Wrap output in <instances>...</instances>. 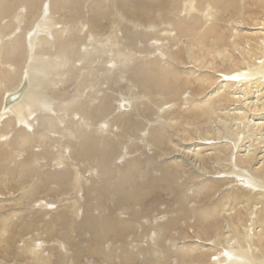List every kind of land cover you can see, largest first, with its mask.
Returning a JSON list of instances; mask_svg holds the SVG:
<instances>
[{
	"label": "bare ground",
	"instance_id": "obj_1",
	"mask_svg": "<svg viewBox=\"0 0 264 264\" xmlns=\"http://www.w3.org/2000/svg\"><path fill=\"white\" fill-rule=\"evenodd\" d=\"M0 264H264V0H0Z\"/></svg>",
	"mask_w": 264,
	"mask_h": 264
},
{
	"label": "rangeland",
	"instance_id": "obj_2",
	"mask_svg": "<svg viewBox=\"0 0 264 264\" xmlns=\"http://www.w3.org/2000/svg\"><path fill=\"white\" fill-rule=\"evenodd\" d=\"M226 1L227 0H225V2ZM203 8L205 10L206 9L208 10V12H209L208 14L210 16H215V12L210 7L207 8L206 6H204ZM203 8H202V10H203ZM203 13H205V12H203ZM224 26L226 27V24H224V25L222 24L219 28L222 30L221 27H224ZM226 33H227V30H226ZM217 45L221 46V45H223V43H220ZM182 46H183V44H182ZM185 57H187V56H185ZM185 57L183 58L184 62H186ZM191 70L192 69L189 68L186 71L187 74L189 72L191 73V74L189 73L190 76L194 75V73L192 74V71H194V70H192V71ZM182 71L183 70H180L181 73H182ZM196 72L198 73V71H196ZM181 99H182L181 109L184 112L185 110L188 109V106H186V100H184V97H182ZM179 105H180V103H179ZM153 110H154V108H153ZM125 136H126V134H125ZM100 141L102 144L100 150H102L104 147H108V146L117 144L114 140L113 135H110L109 137L101 138ZM140 147L141 146H139V148L133 152V160L134 161H136L142 155V150L140 149ZM112 157H113V161H110L109 160L110 156L108 155V163L104 167H100L99 172H101L102 170H109L110 168H114V171L116 172L115 180H117L119 178V175L126 169L125 166L128 164V162L130 160L121 161L119 164L116 163L113 167V165H111V163L116 162L115 160H117V158H118L117 152H113ZM139 160H141V159H139ZM211 163H212V161H209V164H211ZM214 165H216V164H214ZM211 166H213V165H211ZM85 170L88 171L87 169H85ZM211 171H212V169H211ZM138 179H136V182H138ZM151 180H152L151 176L144 175L142 182H143V187H144L145 191L151 190V186H150ZM160 184L163 185L162 183H160ZM186 184H187V182H186ZM188 185H189V187L184 188V190H186V192H187V190H189V188L192 187V185L190 183ZM160 187H162V186H160ZM170 187H171L170 190L173 192V194H168L167 191H162L159 189L155 190L154 192L151 193L150 197L148 198V201L145 204H143L142 206H138V208H137L138 216H136L133 219H131L130 216L128 217L127 221H132L137 225L138 228H140V227L143 228L142 234H141L143 237V240H142V242H139V241L137 242L139 244L138 249L145 248L146 246L149 245V242H150L148 239L149 236L156 234L158 239H164L166 241L170 235V231L171 230L175 231L178 227L181 226L180 224H176L177 227L172 229L171 227H168L164 223H159L157 225L151 223L153 221V217H155L157 214L158 215L162 214L165 216L167 215L166 219H168V218H170V213H172L173 210L175 211L173 206L177 205L176 198L179 195V192L181 191V189H179V190L176 189L177 187L175 186V183H172L170 185ZM160 194H162L164 196L160 197ZM81 195H83V194H81ZM160 202H163L164 205H166V206H163L161 208V210H160V205H159ZM155 204H157V205H155ZM52 205L58 206L57 203H54V202H52ZM154 205H155V207H154ZM147 207H148L149 211L145 210ZM170 207H171V209H170ZM163 208H168L169 210L166 209V212H167V210H168V212L163 213ZM121 218L126 219L127 215H125ZM166 219H164V221ZM76 222H75V224H76ZM187 224H189V221L186 222L184 225H187ZM192 224H194V223H192ZM76 241H78V240L76 239ZM53 261H54V259L52 260V262ZM81 263H83V262H81Z\"/></svg>",
	"mask_w": 264,
	"mask_h": 264
},
{
	"label": "water",
	"instance_id": "obj_3",
	"mask_svg": "<svg viewBox=\"0 0 264 264\" xmlns=\"http://www.w3.org/2000/svg\"><path fill=\"white\" fill-rule=\"evenodd\" d=\"M14 98H15V97L10 98V99H8L6 102H10V101L14 100Z\"/></svg>",
	"mask_w": 264,
	"mask_h": 264
}]
</instances>
